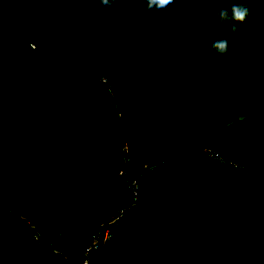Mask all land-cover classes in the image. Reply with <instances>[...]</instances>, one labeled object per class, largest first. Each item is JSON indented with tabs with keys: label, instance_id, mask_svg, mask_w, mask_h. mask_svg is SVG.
<instances>
[{
	"label": "trees",
	"instance_id": "16d2710c",
	"mask_svg": "<svg viewBox=\"0 0 264 264\" xmlns=\"http://www.w3.org/2000/svg\"><path fill=\"white\" fill-rule=\"evenodd\" d=\"M170 1L178 11L182 8L183 0ZM250 3L207 0L196 4L198 11L189 20L180 10L178 22L170 5L157 9L153 0H0V68L7 64L9 76L18 82L4 97L8 105L0 102V264H79L81 242L128 205L133 179L138 180L136 206L110 224L109 237L99 243L92 262L264 264V229L254 234L258 244L204 261L191 252L197 234L189 228L182 234L170 232L168 214L153 217L157 194L166 190V196L179 202L186 196L182 182L190 189L187 204L198 200L193 153L212 182L220 171L232 174L246 199L252 196L264 205V177L257 170L264 165V149L252 151L245 141L235 143L241 137H260L264 107L243 108L235 112L243 118L202 138L249 173L223 166L192 146L197 130L218 113L243 106L252 100L250 94L264 91V25L255 22L247 32L246 24L232 17ZM208 5L213 6L210 16ZM151 13L154 33L144 24ZM138 23H143L141 29ZM220 54L223 68L211 79ZM100 76L110 81L114 99L98 91ZM77 78L82 84L71 94ZM85 81L94 84L87 87ZM47 84L56 88L48 104L33 102L34 97L19 102L26 86L28 96L39 98ZM68 98L71 102H65ZM124 145L129 160L123 176L118 171ZM177 177L181 184L171 192ZM142 212L150 216L146 229L185 249L145 236L137 220ZM16 213L38 234L39 243L29 244L30 251L20 249L19 239L1 250ZM45 239L57 242L60 255ZM253 247L259 248L258 255L248 259Z\"/></svg>",
	"mask_w": 264,
	"mask_h": 264
},
{
	"label": "rangeland",
	"instance_id": "374dc122",
	"mask_svg": "<svg viewBox=\"0 0 264 264\" xmlns=\"http://www.w3.org/2000/svg\"><path fill=\"white\" fill-rule=\"evenodd\" d=\"M206 1L207 0L180 1L179 4L182 7L180 10H184L188 13L186 19L189 20V14L198 11L196 4L198 5ZM250 1L252 3L247 4L244 9H241L242 11H234V14L232 15V17H236L241 22L246 24L243 27V30L247 32L254 28L253 24H255V22H257V27L261 26L262 24L264 25V0H258V2L255 3H253V1L255 0ZM153 2L154 6H156L157 9L161 10H163L165 6H167V4L170 5L171 17L177 19L178 22L180 21L181 11H178V9L173 8L171 4L172 1L153 0ZM181 4H183L184 7ZM28 6L29 5H27V7ZM139 9L140 5L138 6V10ZM210 10H213V6L208 5L209 16ZM205 16H207V13L205 14ZM154 23L155 17L151 13L144 22L148 32H155L153 28ZM142 24L143 23L136 24L137 28L141 29ZM177 47L178 45H176L175 43L174 48ZM174 48H172V50ZM222 66L223 61L222 55L220 54L216 62L213 64L214 73L211 74L209 78H215L221 72L223 68ZM0 70V102L7 106V102L9 101H6L4 97L6 93L13 92L12 90L16 87L18 82H14V78L9 76L12 71L9 70L7 64L0 68ZM18 73L19 72L15 73V75L17 76ZM99 81L101 87L98 89V91L102 92V94L107 93L108 95H111L112 99H114L113 93L110 90V81L108 80V78L106 76H100ZM80 84H82V81L79 78L75 79L71 94L72 92H74V90H76V88H78ZM85 84H88L87 87H92V84L94 83L85 81ZM25 88V92L22 91L23 93H21V101L17 100V102H26L27 100H31L34 97L33 102H36L37 100V102H43V104L46 105L48 104V102L51 101L52 93L54 92V94H56V88L48 84L43 88L42 91H40L39 98H36V94V96H28L30 95V90H28V86H26ZM242 90L246 92L251 91L247 86H244ZM85 92H87V90H85ZM250 95L253 96L251 101L245 102L243 106L238 104L232 108L226 107L225 113H218L216 117L211 119V121L206 126L200 127L196 132V136H194L195 139L193 140V148L199 150V152L204 154L206 157L212 159L213 161L223 166L227 164L232 167L246 169L242 164L234 160L230 154L223 153L219 151L216 146H211L208 143L203 142L202 138L205 134L211 136L222 126L230 124L236 119L243 118L242 115H235V112H239L243 108V111L247 112L246 107L257 110H260L264 107V91L262 89L259 92L252 93ZM25 96H27V98ZM112 99L109 101L113 102ZM65 102H71V98H68ZM257 133V135L260 136L259 138L254 139L253 137H251L246 139L244 137H241L238 140H235V143L245 141L248 143L249 146L247 148H250L252 151L263 150L264 131L259 128L257 129ZM191 155L194 158L192 161L196 166V182L193 191L195 194H197L198 200H196L195 204H187L186 196L188 195V192L190 193V189L185 182H182V184H184V193L186 194V196H183V199H181V202H179L172 197L166 196V194L168 193L166 190H164L163 195L157 194L155 199L157 203L155 202L156 206L153 217L168 214L171 216V222L173 223V228L170 229V232L182 234L189 228L192 232L197 234V239H194V241L192 242L193 244L195 243L197 245H194L195 247H193V251L191 252L193 254H198L200 260L217 261L219 260L220 253L234 250L239 246L250 247L253 244H258V242H255L256 235L254 234L257 233L258 230L264 229V205L260 204L258 199L256 200L252 196H248V198L246 199L245 192L242 190L240 182H238V180L235 179L232 174L225 175L223 171H220L217 180L215 182H212L210 178L207 177V169L201 159L198 157V155L195 153ZM212 168L213 170H218L216 167ZM257 170L259 172L258 177H264V165L262 167H260L259 165ZM246 171H248V173L250 172L247 169ZM176 180L178 183L176 182ZM176 180H174L171 186V192H175V189L180 183L179 177H177ZM202 183L203 186L206 185V189L202 188ZM237 190L239 192H237ZM180 194L183 195L182 193ZM137 200L138 199H136L135 203L133 204V200L131 197L128 205L125 208L118 210L117 212L112 214L107 221L101 224L97 231L90 234L84 241L81 242L77 254L83 252L85 247L89 243L93 242V240L96 241L97 245H99L100 242L105 241L109 237V234L111 232L110 224L113 223L120 216H122L123 213L134 208L136 206ZM245 208H248L250 210V214L247 213ZM15 216V227L12 229L11 233L6 236L4 244L1 246V250H8L9 246L16 242V239H19L21 245L20 249H22V247L23 249L24 247H26L27 251H30L29 247L32 243H39V239H37L38 234L32 232V226L25 216L19 213H16ZM149 219L150 216L148 215V213L142 212L140 215H138L137 220L142 226L141 231L143 232V234H145V236H148L152 240H156L159 243L166 244L168 246H179L180 248L185 249L186 245H181L179 241L175 242L170 238H162L158 235L157 232L146 229ZM44 242L45 244H48L49 247H51V250L55 254L60 255V248L58 247L57 242H52L49 239H45ZM214 251L218 253L216 254V256L213 255ZM258 252L259 248L253 247V249L250 251V254L248 255V259H251L258 255ZM54 262V264H62L58 260H55ZM93 264H96V262L94 261ZM137 264H139V262Z\"/></svg>",
	"mask_w": 264,
	"mask_h": 264
},
{
	"label": "built area",
	"instance_id": "2783aa9c",
	"mask_svg": "<svg viewBox=\"0 0 264 264\" xmlns=\"http://www.w3.org/2000/svg\"><path fill=\"white\" fill-rule=\"evenodd\" d=\"M128 149L127 146L124 145L122 147V153L124 156L123 159V167L119 169L118 173L120 175H125L126 173V166H127V162H128V157L126 156ZM137 182L138 180L133 179L131 182H129L128 186L131 189V193H132V200H133V204L135 203L136 199H137ZM98 245L96 244V241L93 240V242L89 243L85 249L83 250V252L77 254V261L79 264H93L92 262V255L94 253V251L97 249Z\"/></svg>",
	"mask_w": 264,
	"mask_h": 264
}]
</instances>
